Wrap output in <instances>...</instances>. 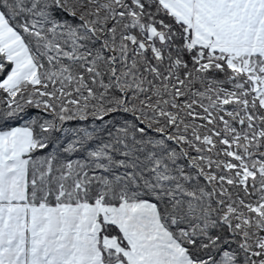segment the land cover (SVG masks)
I'll return each mask as SVG.
<instances>
[{
    "label": "snow or ice",
    "instance_id": "snow-or-ice-1",
    "mask_svg": "<svg viewBox=\"0 0 264 264\" xmlns=\"http://www.w3.org/2000/svg\"><path fill=\"white\" fill-rule=\"evenodd\" d=\"M0 264H264V0H0Z\"/></svg>",
    "mask_w": 264,
    "mask_h": 264
}]
</instances>
